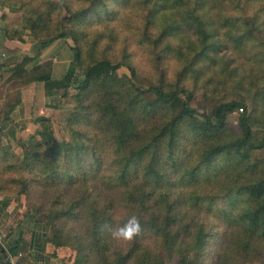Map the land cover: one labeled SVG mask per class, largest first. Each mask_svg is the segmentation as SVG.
Listing matches in <instances>:
<instances>
[{
  "label": "trees",
  "instance_id": "trees-1",
  "mask_svg": "<svg viewBox=\"0 0 264 264\" xmlns=\"http://www.w3.org/2000/svg\"><path fill=\"white\" fill-rule=\"evenodd\" d=\"M21 4L27 5V29L40 42L39 53L6 65L0 122L11 120L23 88L32 83L43 82L49 95L65 91V96L73 86L79 90L71 96L73 112L64 127L70 141L57 138L49 119L40 141L22 144L23 154L0 145V195L24 196L25 215H44L52 254L62 255L64 264H201L210 231L196 222L191 209L220 197L239 204L236 220L264 242V0H28L11 5L17 10ZM121 7L141 11L137 38L152 54L157 75L149 89L135 83L138 69L129 48L115 52L118 34L106 22ZM185 28L196 39L184 38ZM62 38L74 41V60L57 79L52 59L34 61ZM225 42L249 62V75L228 62L216 68ZM86 55L79 81L77 65ZM123 66L131 75L119 74ZM221 85L229 91L215 94L213 108L200 114L191 104L197 91L216 92ZM150 92H156L153 101L147 100ZM234 112L240 113L238 132L227 128ZM188 138L203 146L193 154L195 160L186 153ZM231 167H241L249 180L226 187L225 193L198 190ZM186 186L193 189L192 198L175 194V187ZM133 216L141 233L131 242L112 239L108 226L123 227ZM4 252L0 264L9 259Z\"/></svg>",
  "mask_w": 264,
  "mask_h": 264
},
{
  "label": "rangeland",
  "instance_id": "rangeland-1",
  "mask_svg": "<svg viewBox=\"0 0 264 264\" xmlns=\"http://www.w3.org/2000/svg\"><path fill=\"white\" fill-rule=\"evenodd\" d=\"M20 1L24 3L28 2V0H6L5 2L12 4ZM21 5L23 6L21 8H19L20 5L16 6V12L24 17L27 27L26 14L23 11V8H26L27 5ZM142 20L141 11L137 8L129 9L128 7H121L119 8L117 16L106 23L109 27L115 29V34H118V42L114 44L116 54L120 53L122 50L120 46L126 45L129 48L132 52L131 61L138 69L137 76L134 78L135 83L143 89H149L153 79H155L157 75L153 72L152 54L148 48L139 43L137 38ZM102 28L104 27L102 26ZM181 35L186 39H196V34L187 28L181 32ZM31 39L39 46V41L32 37ZM71 45H74V41L71 38H62L53 44L54 52H57L54 54V57L62 61L60 63H63L60 64L56 70V77H58V79L65 76L73 63L74 52L71 49ZM218 57L217 69H222L228 62L232 66L237 67L241 75H249L251 65L229 42H225ZM85 58L83 63L79 62L77 65L76 79L79 81L84 79V69L88 62L87 55ZM61 66H64V68ZM119 74L131 75V71L123 66L119 69ZM223 89H225L224 91H229V89L225 88L223 85H221L219 91L216 92L211 88L199 89L191 102L192 106L195 107L200 114L204 111L211 110L215 102V94L220 95V97L223 96ZM245 91L246 89H243V93H246ZM78 92L79 90L73 86L70 87L67 95L63 96L65 91H60L51 98L52 104L50 106L54 109L50 113V119L53 123L56 136L60 141H70L71 139L70 132L65 130L64 127L67 118L71 116L73 112L71 96ZM146 97L148 101H153L156 98V92H150ZM55 102L58 106L54 105ZM239 114V112H234L228 117V131H239ZM184 143L186 146V153L188 155L190 154L191 160H195L196 157L195 155L193 156V154H196L197 151H201L203 147L202 143H194L190 138L184 141ZM23 152L22 149L19 154L21 155ZM218 163L220 164V162ZM226 171V174L223 173L217 176L207 184L201 183L198 190L204 194L225 193L223 190L226 189V187L245 184L250 177L241 167H231ZM191 190H193L191 186L182 188L175 187L174 192L176 195L185 193L187 194V198H192L189 194ZM189 201L192 200L189 199ZM199 206L198 208L191 209L190 215L194 214L196 222L203 223L206 229L210 231V235L204 245L205 253L201 258V264H264V242L261 238L249 236V234L244 231L243 225L236 220L235 215L239 204L234 205L231 203V199H223L220 197L214 200V202L210 198L201 200ZM183 207L188 208L185 204ZM119 212L122 213L121 210H119ZM42 217L44 218V215H42ZM70 251L73 252L72 249H70Z\"/></svg>",
  "mask_w": 264,
  "mask_h": 264
},
{
  "label": "crops",
  "instance_id": "crops-1",
  "mask_svg": "<svg viewBox=\"0 0 264 264\" xmlns=\"http://www.w3.org/2000/svg\"><path fill=\"white\" fill-rule=\"evenodd\" d=\"M5 1L0 0V88L9 74L10 69L6 65L20 63L26 56L39 53V47L31 39L24 17ZM56 53L52 45L44 49L34 62L52 59L54 77L58 79L56 70L63 63L54 57ZM53 95L46 92L43 82L24 87L22 103L14 110L11 120L0 122V145L20 153L23 143L40 141L54 109L50 106ZM54 105L58 106L56 102ZM25 210L24 196L0 195V256L5 251L4 255L9 256L7 264H64L62 255L51 252L48 242L50 230L46 221L41 217L25 215ZM17 246H20V252L12 254L10 248Z\"/></svg>",
  "mask_w": 264,
  "mask_h": 264
},
{
  "label": "clouds",
  "instance_id": "clouds-1",
  "mask_svg": "<svg viewBox=\"0 0 264 264\" xmlns=\"http://www.w3.org/2000/svg\"><path fill=\"white\" fill-rule=\"evenodd\" d=\"M112 239L117 241L131 242L141 233V226L138 219L133 216L123 227L113 228L108 226Z\"/></svg>",
  "mask_w": 264,
  "mask_h": 264
},
{
  "label": "built area",
  "instance_id": "built-area-1",
  "mask_svg": "<svg viewBox=\"0 0 264 264\" xmlns=\"http://www.w3.org/2000/svg\"><path fill=\"white\" fill-rule=\"evenodd\" d=\"M2 238V235H1V233H0V239Z\"/></svg>",
  "mask_w": 264,
  "mask_h": 264
}]
</instances>
